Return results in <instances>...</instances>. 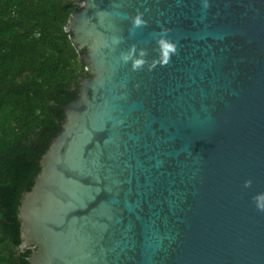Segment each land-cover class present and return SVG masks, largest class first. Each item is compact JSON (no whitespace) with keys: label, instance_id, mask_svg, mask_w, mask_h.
<instances>
[{"label":"water","instance_id":"obj_1","mask_svg":"<svg viewBox=\"0 0 264 264\" xmlns=\"http://www.w3.org/2000/svg\"><path fill=\"white\" fill-rule=\"evenodd\" d=\"M76 2L91 75L23 199L31 264H264V0ZM161 27L169 65L122 62Z\"/></svg>","mask_w":264,"mask_h":264},{"label":"trees","instance_id":"obj_2","mask_svg":"<svg viewBox=\"0 0 264 264\" xmlns=\"http://www.w3.org/2000/svg\"><path fill=\"white\" fill-rule=\"evenodd\" d=\"M76 0H0V264H31L21 206L91 75L67 25Z\"/></svg>","mask_w":264,"mask_h":264},{"label":"clouds","instance_id":"obj_3","mask_svg":"<svg viewBox=\"0 0 264 264\" xmlns=\"http://www.w3.org/2000/svg\"><path fill=\"white\" fill-rule=\"evenodd\" d=\"M204 8H208V0H204ZM145 11L137 10L134 17L131 19V27L129 29L130 35H135L137 29L144 28L148 25V21L144 19ZM170 30L166 27H161L159 32L154 33V38L157 43L158 56L148 61V50L146 48H137L133 44L130 49L121 54V60L124 64L131 62V68L133 71L143 70L147 65L148 70L152 71L157 66L164 67L170 64L173 55H177L179 52L178 42L174 41L169 36ZM253 181L251 178L244 182V187H251ZM253 201L256 208L260 212H264V192L258 193L253 196Z\"/></svg>","mask_w":264,"mask_h":264}]
</instances>
